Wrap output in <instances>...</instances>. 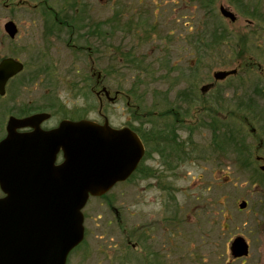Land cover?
<instances>
[{"label":"rangeland","instance_id":"rangeland-1","mask_svg":"<svg viewBox=\"0 0 264 264\" xmlns=\"http://www.w3.org/2000/svg\"><path fill=\"white\" fill-rule=\"evenodd\" d=\"M221 6L234 11L238 20L224 19ZM9 20L19 27L13 41L4 32ZM123 52L144 61L141 69L120 61L118 54ZM13 54L27 67L0 98V140L9 116L37 112L52 115L44 124L48 129L63 119L103 123L104 117L113 127L131 125L141 133L153 124L169 125L171 118L185 126L180 124L176 135L190 152L187 160L170 157L168 150L160 154L155 151L157 141L149 142L141 171L131 182L104 198H91L85 209L87 242L76 250L71 264H103L104 255L96 248L119 242L117 234L105 235L110 228L102 227L109 204L127 205L129 212L137 210L149 220V213L162 219L164 211L177 207V213L166 217L177 216L178 229L157 227L171 229L173 235L164 231L152 241L155 246L159 237L165 241L166 264H264V173L259 169L263 163L256 160L264 159V0H0V60ZM235 68L238 75L216 83L192 105L188 117L189 105L180 103L181 115L175 107L178 93L190 90L197 97L202 86L214 82V72ZM94 73L101 74L112 97L116 91L128 92L137 78L143 84L130 100L119 97L109 103L93 91ZM252 96L256 102L245 109L257 116L254 122L250 116L246 121L258 129L255 136L244 118H234L242 111L240 101L248 103ZM206 109H212V120L223 125L237 129L242 124L247 133L241 134L238 148L247 166L239 163L226 141L219 150L212 132L201 128L210 120ZM146 114L153 116L145 119ZM121 192L126 196L120 197ZM243 201L248 207L241 211ZM99 214L104 216L99 219ZM238 237L249 243L250 254L234 261L230 246ZM126 252L121 264L140 263L131 248Z\"/></svg>","mask_w":264,"mask_h":264},{"label":"water","instance_id":"water-1","mask_svg":"<svg viewBox=\"0 0 264 264\" xmlns=\"http://www.w3.org/2000/svg\"><path fill=\"white\" fill-rule=\"evenodd\" d=\"M220 11L232 22L237 20L224 6ZM5 30L12 38L18 32L12 21ZM22 70L14 59L1 62V95L9 79ZM236 73L219 71L214 77L224 80ZM49 118L45 113L11 117L8 137L0 142V187L6 195L0 198V264H66L69 253L83 241L82 210L89 197L102 196L127 180L144 156L142 141L129 128L113 129L108 120L104 125L65 120L45 131L41 124ZM24 127L33 130L17 131ZM61 152L63 162L56 164ZM248 251L244 239L234 241L235 258Z\"/></svg>","mask_w":264,"mask_h":264},{"label":"flooded vegetation","instance_id":"flooded-vegetation-1","mask_svg":"<svg viewBox=\"0 0 264 264\" xmlns=\"http://www.w3.org/2000/svg\"><path fill=\"white\" fill-rule=\"evenodd\" d=\"M43 14L48 15L46 12H43ZM67 25L71 27L69 24ZM215 86L216 84L213 86L212 89H214ZM99 87L101 90L102 89L101 81H98L97 83V88ZM100 95L102 98L103 95L102 94ZM116 95L118 96V98L119 97H123L127 99L132 98L130 93H123L121 91H116ZM199 113H203V112H199ZM175 144L179 145L178 148H180V146L183 148L182 150L177 152L181 155V157H178L177 153L173 151H168V153L170 154V157L174 155V158L178 161L188 159L190 152L185 151L184 146L180 142L177 141V143ZM119 196L120 197L126 196L125 192H121ZM163 207L167 209V206H163ZM105 208L107 209L105 211L106 212L105 215L107 219L104 221V225L102 227L103 228L106 227L105 229L110 228V231H105L104 234L109 235V236L117 234V238L119 242L117 244L111 243L105 248L104 247L96 248L97 253L104 255V261H101L103 264L123 263L124 254L127 253L126 252L127 247L131 248L136 254V257L140 261V263L137 262V264H166L165 241L159 237V239H161V242H159L158 245L156 246H155V242L152 243V241L155 239L154 236L157 233L163 234L165 231V235H168V236L173 235V232L171 229L165 230L167 228L171 227V228L178 229L179 222H178L177 216H172V217L167 216L166 217L167 213H171V212L177 213V207L173 206L172 209H167V211H164L162 219H156V220L155 218H152L153 214H150V213L147 215H149L148 217H150L151 220L146 219L145 215H141L140 213L137 212V210L129 212L128 210L129 207L127 205H120V206L116 205L114 207L113 205L109 204V205H106ZM179 212L180 210L178 211V213ZM103 216L104 214H99L98 218L101 219ZM84 218L85 220L87 219V212L85 211H84ZM112 226L114 227L112 228ZM163 226H165V229L163 231L156 230L157 227L161 228ZM117 229L118 231L115 232L114 230H117ZM88 234L89 232L87 231L86 226H85V238H84L82 245L86 244ZM109 239L110 241L113 240V238H109ZM77 249H75L74 251L70 253L67 264H71V259ZM88 259H89V256L87 254V258L85 259L86 263Z\"/></svg>","mask_w":264,"mask_h":264},{"label":"trees","instance_id":"trees-1","mask_svg":"<svg viewBox=\"0 0 264 264\" xmlns=\"http://www.w3.org/2000/svg\"><path fill=\"white\" fill-rule=\"evenodd\" d=\"M243 9L247 12L248 7L245 8L243 6ZM248 14H250V13H248ZM250 15L255 16L256 15V12H253ZM127 61H129V59H127ZM139 68L140 67H137V70H139ZM117 72H119L118 69H117ZM141 83H142V80H137L132 85V88H133L132 91H136L137 90V87L139 88V85ZM239 86H240V84H239ZM231 87H233V86H231ZM256 93H259V90L258 89H256ZM182 100L185 103H188L192 99L189 96V94L186 92V93H182V95H179V102L182 101ZM247 100H248V103H245L244 100L240 101V103H239L238 106H239V108L242 111L238 115H234V118H236L237 120L239 118L242 121L243 118L244 119H247L248 116H250V118L254 122V121L257 120V118H256L257 116L250 115L249 110L248 109H245V108H251L252 104H254V102H256L255 101L256 99L254 98V96H252V97L248 98ZM139 101H143V100L142 99H139ZM188 104H190V103H188ZM178 108L181 109L180 106H178ZM207 114H208V112H207ZM167 115L168 114H163L162 116L165 117ZM149 116H153V115L146 114V116H144V118L146 119V117H149ZM206 117L207 118H210L211 116L209 115V116H206ZM215 117L218 118V119H221L222 121L225 120V118L222 119V118H219L218 116H215ZM177 122L178 121L175 120V121H173L169 125H168V123H166L165 125L158 126V127H155V124H153V125H151L152 128H149L148 130H146V129L143 128L142 130L144 131V133L148 136V138H151V139H148L145 136L146 142H153V143H155L157 141L156 143L163 144L162 147L168 146L167 148L164 149L165 151L168 150V151H173L175 153L179 152L181 149L178 148V146L175 144V143H177V137H176V132H175V130H176L175 129V125L177 124ZM219 123L220 122H217V121H214L213 120L212 123L211 122H209L208 124L207 123H204L203 124V127H204V129H209L212 132V134L214 135V138H215V139L213 138L214 139V142L216 143V146L219 148V150L222 151V149H224L223 147L226 146L225 145V141H226L227 142V145L232 150H234V152L236 153V155L239 156V163H241V165L247 166V161H246V159L243 158L244 155H243L241 149L238 148V146H241L240 145V142H241V140H240L241 134H243V131L246 132V130H242L243 129V126H241L242 125L241 123H238V127H235L237 129H233V128L227 126L226 124L223 125L222 123H220V125H219ZM149 124H152V122H149ZM244 125H245V123H244ZM224 126L227 127V128L224 129ZM245 136H246V134H245ZM223 137L225 138V140H222ZM218 141L220 143H218ZM155 151L156 152H159L160 150L156 147ZM177 155H178V157H181V155L179 153H177ZM171 157H174V155H172ZM261 185L264 186V182L263 181H261Z\"/></svg>","mask_w":264,"mask_h":264}]
</instances>
